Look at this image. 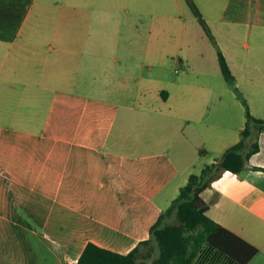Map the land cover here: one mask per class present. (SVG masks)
<instances>
[{
  "label": "crops",
  "instance_id": "1",
  "mask_svg": "<svg viewBox=\"0 0 264 264\" xmlns=\"http://www.w3.org/2000/svg\"><path fill=\"white\" fill-rule=\"evenodd\" d=\"M201 1L240 97L210 39L193 25L177 34V0H33L0 41V264H77L88 243L130 253L189 177L239 142L242 100L264 120V0L233 18L230 1ZM146 13L158 21H135ZM259 142L241 174L201 194L258 250L249 264H264Z\"/></svg>",
  "mask_w": 264,
  "mask_h": 264
},
{
  "label": "trees",
  "instance_id": "2",
  "mask_svg": "<svg viewBox=\"0 0 264 264\" xmlns=\"http://www.w3.org/2000/svg\"><path fill=\"white\" fill-rule=\"evenodd\" d=\"M33 0H0V41L12 42ZM193 14L217 48L218 63L226 82L240 97L236 79L202 15L189 0ZM245 126L239 142L200 173L189 177L178 197L150 229V238L122 255L88 243L77 264H249L258 250L225 229L208 215L210 205L201 194L224 173L241 174L260 150L264 120L255 118L245 100ZM264 171V169H261Z\"/></svg>",
  "mask_w": 264,
  "mask_h": 264
},
{
  "label": "rangeland",
  "instance_id": "3",
  "mask_svg": "<svg viewBox=\"0 0 264 264\" xmlns=\"http://www.w3.org/2000/svg\"><path fill=\"white\" fill-rule=\"evenodd\" d=\"M177 1H178V5L175 6V8H173V11L171 12V14H173V16H174V18H173V20H171V22L177 26V34L180 35L181 31L183 29L189 28L191 25H193V26L198 27L200 29V31H202L201 33L205 34L207 36L206 32L204 31V29L200 25L198 19L193 14L192 8L189 4V0H177ZM191 1L194 3V5L198 9V11L202 15V17H203V15H205V16H207L206 18H211V17H209V15H207V11H206L205 6L201 0H191ZM215 1H218V0H215ZM219 1L221 3H223V6L226 5L230 1L231 6H230L229 11L226 14V16H228L230 18H233L234 16L237 17L238 14L234 12L236 6H239L241 9H244L245 5H246L244 0H219ZM254 5H255L254 0H252V6L254 7ZM152 14L153 13H146V15L142 16L141 18H135L136 20L135 19L134 20L136 22H138V20H139V21L145 23L146 26L147 25L150 26V24H149L150 22L152 24L154 21H158V20H153L154 18H151L150 15H152ZM252 18H253V14H252ZM203 19H204V21H206L204 17H203ZM183 25L185 28L183 27ZM148 30H149V28H148ZM139 34H141V33L137 32V30H132L129 35L133 37V36H136ZM246 36H247V34H246ZM245 42H249V40L247 39V40H245ZM212 45H214V43L211 41L210 46L212 47ZM214 53H215V51H214ZM214 58H215V56H214Z\"/></svg>",
  "mask_w": 264,
  "mask_h": 264
}]
</instances>
